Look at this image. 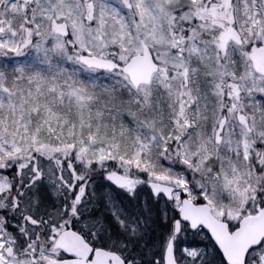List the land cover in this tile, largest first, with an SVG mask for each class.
Wrapping results in <instances>:
<instances>
[{"label": "snow or ice", "instance_id": "obj_1", "mask_svg": "<svg viewBox=\"0 0 264 264\" xmlns=\"http://www.w3.org/2000/svg\"><path fill=\"white\" fill-rule=\"evenodd\" d=\"M0 264H264V0H0Z\"/></svg>", "mask_w": 264, "mask_h": 264}]
</instances>
